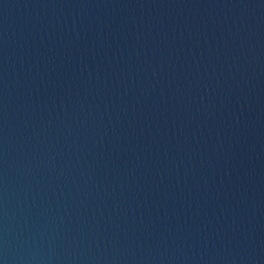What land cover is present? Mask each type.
I'll list each match as a JSON object with an SVG mask.
<instances>
[{"label": "water", "instance_id": "obj_1", "mask_svg": "<svg viewBox=\"0 0 264 264\" xmlns=\"http://www.w3.org/2000/svg\"><path fill=\"white\" fill-rule=\"evenodd\" d=\"M0 264H264V0H0Z\"/></svg>", "mask_w": 264, "mask_h": 264}]
</instances>
